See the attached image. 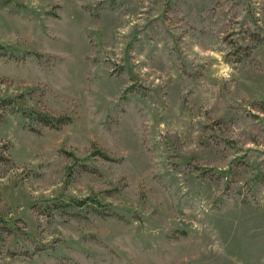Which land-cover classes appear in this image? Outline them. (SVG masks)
Returning a JSON list of instances; mask_svg holds the SVG:
<instances>
[{
    "label": "rangeland",
    "instance_id": "obj_1",
    "mask_svg": "<svg viewBox=\"0 0 264 264\" xmlns=\"http://www.w3.org/2000/svg\"><path fill=\"white\" fill-rule=\"evenodd\" d=\"M0 44V264H264V0H0Z\"/></svg>",
    "mask_w": 264,
    "mask_h": 264
},
{
    "label": "trees",
    "instance_id": "obj_2",
    "mask_svg": "<svg viewBox=\"0 0 264 264\" xmlns=\"http://www.w3.org/2000/svg\"><path fill=\"white\" fill-rule=\"evenodd\" d=\"M6 51V47L0 44V52H5ZM3 105L6 104L5 100L3 102H1ZM11 103V102H10ZM32 117H36L38 118L45 126H50V125H60V124H64V121H62L61 118H56V117H52L49 114L46 113H41V112H37L36 115H32ZM104 156H107L106 153H103ZM80 202H76V206H79Z\"/></svg>",
    "mask_w": 264,
    "mask_h": 264
}]
</instances>
